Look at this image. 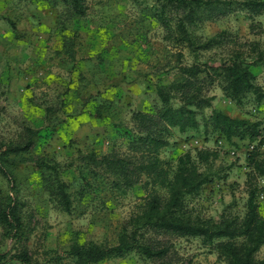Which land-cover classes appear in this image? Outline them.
Here are the masks:
<instances>
[{"label": "rangeland", "instance_id": "374dc122", "mask_svg": "<svg viewBox=\"0 0 264 264\" xmlns=\"http://www.w3.org/2000/svg\"><path fill=\"white\" fill-rule=\"evenodd\" d=\"M231 1L234 10L230 14L215 19L205 14L189 29L203 40L222 30L242 42L263 39L264 13L255 17L252 26L253 19L241 5L246 0ZM182 13L172 6L163 12V0H0V149L10 142H26L28 128L38 131L31 154L11 153L5 164L14 173L16 190H11L0 172V200L12 195L20 201L30 234L27 245L35 262L75 264L66 251L76 241L114 244L141 203L145 176L119 194L105 184L107 175L89 167L82 155L127 152L124 128L135 129L133 111L160 105L157 88L173 79L180 49L182 63L193 62L188 49L180 48L174 26ZM164 16L170 19L172 30L165 28ZM66 41L73 42L72 54L65 51ZM228 52L227 48L204 52L201 61H218ZM254 72L264 92V68L254 67ZM208 94L214 99L198 116L200 127L184 132L173 129L161 156L176 164L187 152L195 154L196 149L206 147L217 150L213 181L189 199V208L194 216L216 220L243 216L248 198L247 153L253 145L238 138L229 142L216 131L206 130L205 121L216 109L259 121L264 129V99L257 101L249 93L239 105L225 96L218 81ZM40 159L59 164L74 199L70 212L58 207L45 190L37 166ZM95 171L101 177L95 178ZM83 174L93 185L81 193ZM259 184H264L263 177ZM260 212L264 216L262 198ZM159 239L169 249L163 259L148 260L131 253L98 264L217 261L213 247L198 237L161 235ZM18 246L5 236L0 224V253L6 254L0 264H20L11 258ZM257 257L264 258V246Z\"/></svg>", "mask_w": 264, "mask_h": 264}, {"label": "trees", "instance_id": "16d2710c", "mask_svg": "<svg viewBox=\"0 0 264 264\" xmlns=\"http://www.w3.org/2000/svg\"><path fill=\"white\" fill-rule=\"evenodd\" d=\"M241 5L249 12L254 26L255 17L264 13V1L246 0ZM170 6L183 12L174 26L180 35V48L188 49L193 62L182 63L184 52L180 49L178 53L181 58L174 68L173 79L157 88L160 105H155L154 110L133 111L135 129L124 128L128 137L127 152L91 151L82 155L89 167L100 169L107 175L105 184L117 193L125 194L143 176L147 178L144 183L146 193L114 244L93 240L74 242L66 254L75 264H98L131 253L148 260L163 259L169 249L162 246L161 235L200 238L217 254L214 264H264V258L257 257L264 246V216L260 212L264 184H259V178H264V129L260 127L261 123L232 117L216 109L205 121L206 130L216 131L225 140L231 142L233 138H238L248 140L253 145L247 153L248 198L243 216L227 215L216 220L194 216L189 208V199L197 196L204 185L213 181L212 165L219 157L217 150L206 147L196 149L195 154L187 152L178 157L176 164L161 156L162 150L170 144L173 129L184 132L200 127L198 116L205 108L212 106L214 96L208 94V89L217 81L225 96L239 105L249 93H253L257 101L264 99V92L256 83L254 72V67L264 68V36L263 39L242 42L239 36L222 30L203 40L189 29V25L202 20L205 14L207 19L230 14L234 10L231 0H163V12ZM162 18L165 28L170 30V19L166 16ZM73 46V42L66 41L65 51L72 54ZM223 48L229 52L220 60L201 61L204 52ZM36 135L37 130L28 128L26 142H10L5 149H0V172L8 179L11 190L17 188L14 173L5 164L11 153L30 155ZM37 164L42 172L45 190L58 207L70 212L74 199L70 184L61 177L59 164H50L44 159ZM93 175L95 178L101 177L96 171ZM82 179L81 193H84L93 183L84 174ZM0 224L5 236L19 245L11 258L20 264H40L35 262L27 245L30 234L27 233L22 205L17 197L7 195L1 198ZM5 258L6 254L0 253V263Z\"/></svg>", "mask_w": 264, "mask_h": 264}]
</instances>
